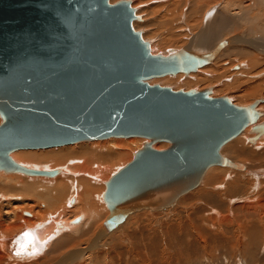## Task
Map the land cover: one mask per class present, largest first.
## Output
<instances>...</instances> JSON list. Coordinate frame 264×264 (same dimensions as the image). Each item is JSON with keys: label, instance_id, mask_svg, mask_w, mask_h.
Returning a JSON list of instances; mask_svg holds the SVG:
<instances>
[{"label": "water", "instance_id": "obj_1", "mask_svg": "<svg viewBox=\"0 0 264 264\" xmlns=\"http://www.w3.org/2000/svg\"><path fill=\"white\" fill-rule=\"evenodd\" d=\"M129 0H0V169L54 176L14 162L20 149L107 138L147 140L106 182L110 220L161 210L201 183L211 166L236 168L220 148L250 126L248 107L211 89L172 90L148 80L188 74L210 62L178 50L152 54L133 28ZM222 45V44H220ZM169 146L158 150L155 143Z\"/></svg>", "mask_w": 264, "mask_h": 264}, {"label": "bare ground", "instance_id": "obj_2", "mask_svg": "<svg viewBox=\"0 0 264 264\" xmlns=\"http://www.w3.org/2000/svg\"><path fill=\"white\" fill-rule=\"evenodd\" d=\"M116 1L110 0V3ZM129 1L135 15L139 18L133 21V28L141 33L142 39L149 44L152 54H164L163 44L167 46L181 42L180 45L183 46L181 49L188 53L195 56L211 55L208 66L215 60L209 67L204 65L196 71L190 72L191 74H184L186 77L182 76L183 73H177L150 79L148 83L151 85L158 84L174 91H186L183 88L184 84L196 81L197 78L194 76H197L202 70L209 69L219 63L232 67L235 63L229 59L232 55L248 57L247 61H243L247 62L250 68L256 67L263 62L261 60H264V39L260 38L264 34V30L260 29L261 26L264 29V19L261 18L262 22L259 19L260 15L264 14V0H254L255 5H251L252 3L243 4L246 0H207L201 9H196L189 15V8L196 4L197 0ZM171 2L175 3L173 9H170ZM156 4H159L158 13L150 7ZM185 11L187 12L185 13ZM188 17L196 19L197 24L191 26L188 22L186 25ZM163 26H167L170 32H166L165 37L162 35ZM237 30L239 32L236 33ZM172 31L178 33L177 37H173ZM256 34L260 35L256 36ZM181 49L178 48L170 54ZM165 55H169L168 52ZM227 59L229 62L224 63ZM240 63L238 68H242ZM222 74L219 72L217 75L221 77ZM232 74H242V70L232 72ZM256 76L258 75L256 74ZM227 80L229 79L222 81L221 87L226 85ZM222 92L221 88L216 86L212 95L209 94V96L218 98L217 96ZM259 103L257 101L254 106V109L259 113L255 124L264 122L260 119L263 115L261 112L264 113V103L260 105ZM241 107H248V105ZM249 131L255 136L251 127L248 126L231 139L239 141L240 147L238 148L246 151L244 154L240 153L238 149L237 154L247 155L248 159H243L247 160L249 167L227 158L236 164V168H229L239 170L241 173L223 168L227 166H219L222 172L214 177H209V171L214 166L209 167L200 184L211 185L210 190L203 189L196 196H187L179 201V198L187 193L183 194L173 206L161 209L162 213H153L155 219L151 223L144 221L140 227H137L135 223L131 225L136 227L131 226L129 221L132 219L128 221L127 217L142 210H161L142 209L128 214L122 222H114L109 218L110 210L103 194L109 176L116 174L130 162L134 153L147 140L138 137H111L104 140L80 142L82 144L77 143L78 145L43 148L45 150L20 149L12 151L9 154L12 160L25 168L37 171L58 170L55 171L54 176L57 175L56 177L45 176V178L41 175L25 174L27 176H23L21 172H5L0 169V172H3L0 173V264H135L134 262L139 257H154L155 262L162 254L158 251L157 238L152 226L158 225V228L155 227V229L159 236L161 249L166 255H171L172 250L164 231L171 232L173 228L163 221L175 219V212L179 213L180 208L183 211L200 212L204 210L203 205L211 206V212L206 215L215 216L214 225L203 224L217 232L218 235L210 242L203 243L199 255L205 257L212 248L215 250L225 248L230 253L229 258H232L235 264L241 261L247 263V256H251L249 247L251 245L247 242V238L253 231L258 233V226L253 224L248 226L250 221H247V216L257 218L261 222L260 231H264V169L259 168L256 164L257 159L264 160V150H260L263 145L251 147L245 143L249 137ZM263 134L264 132L260 133L254 141H250V137L249 142L255 144ZM260 140H264V136ZM158 143H161L159 148L154 147L156 143L153 145L158 150L169 146L166 142ZM225 144L221 147L226 146L223 151L229 147ZM89 147L95 151L82 154L75 152L73 157L65 155L68 150ZM98 169H101V172H98ZM221 174L223 178H219ZM218 188L223 192H218ZM196 201L202 206H197ZM175 205L179 207L174 208ZM168 208L174 209H172L173 211L164 210ZM24 210L32 214L29 215L26 212L28 214L26 217L22 214ZM101 212L104 213L101 214ZM224 214L227 217L223 218ZM159 215H163L164 219ZM141 216L143 217L142 214ZM135 218L137 217L135 216ZM140 220L143 219L140 217ZM122 223L124 224L121 226L122 228H118ZM116 229L117 231H115ZM95 230L96 232L92 236ZM261 236H264V233ZM90 238L92 242L88 244ZM126 239L133 244L131 248L126 243ZM98 245L107 250L98 251L96 256L91 259V250L99 248ZM16 248L18 249L16 250ZM134 254H137L136 258Z\"/></svg>", "mask_w": 264, "mask_h": 264}, {"label": "rangeland", "instance_id": "obj_3", "mask_svg": "<svg viewBox=\"0 0 264 264\" xmlns=\"http://www.w3.org/2000/svg\"><path fill=\"white\" fill-rule=\"evenodd\" d=\"M117 1H119V0H117ZM206 1L207 0H197V3L189 8L188 15L192 14V12L196 9H201L205 5ZM254 3H255L254 0H250V1L246 0V1H244L243 4L255 5ZM150 7L152 10H155V12L158 13L157 9L159 8V4L152 5ZM174 7H175V3L171 2L170 9H173ZM186 12L187 11H185V13ZM261 18L264 19V14L260 15V18H259L260 21L262 20ZM188 22L191 26H194L197 24V20L194 19L193 17H188V21H186V25L188 24ZM257 23L260 24V22H257ZM246 26H247V24H246ZM246 26L244 28H246ZM162 28L164 29V32L162 35H163V37H165L166 32L167 33H170V32L168 31L167 26H163ZM260 29L264 30L262 28V26L260 27ZM237 32H239V30H237L236 33ZM172 33L174 35L173 37H177L178 33H174V31H172ZM254 35H255V33H254ZM259 35L260 34H256V36H259ZM263 37H264V34H262V36H260V38L264 39ZM180 44H181V42H176L175 44L167 45V46L165 44H163L162 50L165 51V53L168 52V54H170V52H172L178 48L181 49V47H183V46H181ZM205 52H208V51H205ZM165 53L164 54L158 53V54H162V55L166 56ZM247 58L248 57H245L244 55L242 57L232 55L229 58L235 62L232 67L228 64H224V65L222 63L215 64V65L211 66V68H209V69L207 68L206 70H202V72H200L197 76H194L197 78L196 81H191V82H188L187 84H184L185 86H183V88L186 89V91L190 90V89L202 90V89L210 88L213 92L215 87L218 86L221 88V91H223V92L221 94H219L217 97H219V96H227L228 97V95H229L230 99L229 98L228 99L233 104H235L237 106H247V105L249 106L256 101H259L260 102L259 105H260V104L264 103V81H263L264 80V60H261L263 62L261 64L256 65V67L253 66V68H250V66L247 65L248 63L245 62V61H247ZM243 60H245V61H243ZM227 61L229 62V60L227 59L226 61H224V63H226ZM240 61H243V63L242 62L240 63ZM212 63L209 64V66L212 65ZM239 63L242 64V68H240V67L238 68ZM206 66L209 67L208 65H206ZM230 67H231V69H230ZM241 70H242V74H239V75H233L232 74V72H239ZM219 72L223 73L221 77H219L217 75ZM256 74L259 77L256 76ZM182 76L186 77V76H184V74ZM194 77H192V78L194 79ZM224 79H229V80H227L225 82V84H226L225 86L221 87V84L223 83L222 81ZM261 85H262V87H261ZM185 87H187L188 89ZM254 88L257 90H255ZM259 90H261V91H259ZM212 92L210 95H212ZM261 113L263 115L261 116L260 119L264 120V113L263 112H261ZM262 136H264V134ZM250 137H253V134H250V131H249V137H247V139L245 141L246 144L250 145L251 147H255V145H261V146L263 145L262 147H260V150H264V140H260L261 137L259 139H257L255 144H251L249 142ZM238 143H240V142L237 141L236 139L231 140L229 143L225 144V145H229L230 148L228 147L225 151H223V149L226 147V146H224V148H221L222 149L221 154L231 161L234 160V162L240 163L243 166H248L247 160L243 159V158L248 159L247 155L237 154V151L239 149L238 147H240ZM79 144H82V143H79ZM75 145H78V144H75ZM155 146L159 148L161 146V143H156L154 145V147ZM61 147H63V146H61ZM141 147H142V145L140 146V148ZM38 150H45V149H38ZM88 151H95V149H93L91 147H89V148H74V149L68 150L65 153V155L68 157H73V156H75V155H73V153H75V152H77L78 154H82V153H88ZM239 152L246 154V151L244 149H239ZM256 164L259 168L264 169V160L260 161L257 159ZM89 168L92 169V167H89ZM223 168H228V169H230V171L236 170V169H231L229 167H223ZM56 170H58V169H55L53 171H56ZM97 171L101 172V169H98ZM236 171H239V170H236ZM221 172H222L221 167L214 166V168L210 169V171H209V177H214ZM0 173H3V172H0ZM10 174H13V173H10ZM16 174H18V173H16ZM21 175L27 176L23 173ZM41 176H43V175H41ZM56 176H54V177H56ZM110 176H109V178H110ZM54 177H52V178H54ZM219 178H223L222 174L219 176ZM203 180H204V178H203ZM203 180L201 181V183L203 182ZM104 188H105V185H104ZM203 189L208 191L211 189V185L200 184L193 191H190L189 193L180 197L179 201H181L183 198H185L187 196H196ZM217 191L220 193L223 192V190H221V189L219 191V188L217 189ZM103 203H104V201H103ZM195 204L197 206H202L201 204L198 203V201H196ZM104 205H105V203H104ZM203 206H204V210L200 211V212H196V211L195 212L194 211L189 212V210L183 211V209L180 208L179 213L175 212V219H173L172 221H163V223H165L168 226H171L173 228V231H171V232L164 231L166 236H167L168 243H169L171 250H172L171 255H166L162 251L161 246H160V242H159V236L157 234V230L155 229V227L158 228L157 227L158 225H153L152 229H153L155 236L157 238L158 251L161 252L162 256H159V258L156 259L155 262H154V257H139L136 259V261L134 263L135 264H235V261L232 260V258H229L230 253L225 248L216 249V250L212 248L209 250V253H207V255L205 257H202L199 255V251H200L203 243L210 242L213 238H215L218 235L217 232L212 231L207 226H204L203 223H205L209 226L214 225L215 216L206 215L207 213L211 212L210 211V209H211L210 205H203ZM176 207L178 208L179 206L175 205L174 208H176ZM105 208L107 209L106 205H105ZM174 208H168V209H164V210L168 211V210H172ZM185 209H187V208H185ZM26 212L29 215L32 214L27 210H24L22 212V214L24 216L28 215ZM107 212L109 213L108 209H107ZM156 212L162 213V210L161 211L142 210V211H139V212H136V213L130 215L129 217H127L126 220L129 221V219H132L129 221L130 222L129 224L131 225V224L135 223V225L137 224L136 225L137 227H140L141 223L144 221H148L151 223V221L155 219V215L153 213H156ZM102 213H104V212H101V214ZM168 213H170V212H168ZM141 214L143 215L144 218L141 216ZM135 216L137 218H135ZM159 216L163 217V215H159ZM140 217H141V219H143L142 221L140 220ZM224 217H227V215L224 214L223 218ZM133 218L136 220L134 221ZM144 219H146V220H144ZM162 219H164V217ZM126 220L124 221V224L126 223ZM137 221H138V223H136ZM155 221H157V220H155ZM247 221H250V224L248 226H252V224L258 226V233L257 232L255 233L253 231L250 234V236L247 238V242L249 243V245H251V246L247 245L251 248L250 249L251 250V256L250 255L247 256V263H244V261H241L240 263H237V264H264V241H263L264 236H261V235H263L264 231L263 232L260 231L261 222L257 218L250 217V216H247ZM124 224L123 223L120 224V226L118 228H122L121 226ZM131 226L136 227L134 225H131ZM97 228H96V230H97ZM117 229L115 231H117ZM96 230L94 231L92 236H94ZM61 231H59V232H61ZM203 238H206V240H203ZM92 239H93V237H92ZM92 239L91 238L89 239L88 244H89V242H92ZM126 243L129 245L130 248L133 245L127 239H126ZM97 247H99V248H95L94 250H91V253H92L91 259L96 256L98 251L107 250L106 248L100 247L99 245ZM17 249L18 248H16V250ZM75 249H77V248H75ZM247 249H248V247H247ZM136 256H137V254H134L135 258H136ZM232 262H234V263H232ZM106 263H108V260H106Z\"/></svg>", "mask_w": 264, "mask_h": 264}]
</instances>
